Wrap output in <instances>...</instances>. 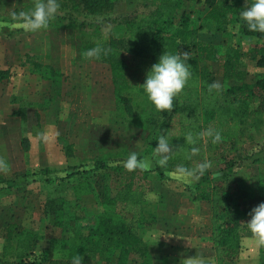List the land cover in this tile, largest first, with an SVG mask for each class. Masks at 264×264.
Segmentation results:
<instances>
[{
  "label": "rangeland",
  "instance_id": "rangeland-1",
  "mask_svg": "<svg viewBox=\"0 0 264 264\" xmlns=\"http://www.w3.org/2000/svg\"><path fill=\"white\" fill-rule=\"evenodd\" d=\"M250 6L252 1L237 0ZM36 0H0V69L10 68L13 76L0 83V159L6 162L7 171L0 170V253L4 231L8 223L17 222L40 236L38 252L47 250L54 256L57 239L66 237L74 229H85L87 223L103 210L97 179L100 172H82L71 178L67 174L73 166L85 165L103 156L136 152L145 144L148 135L140 121V111L134 117L120 106L114 107L116 86L109 65L86 56L89 51L91 26L103 19L101 31L116 37L112 19L127 18L134 13L149 14L156 9V0H117L111 11L103 16L84 17L75 11L71 1L58 0L59 9L47 29L26 31L21 11L34 7ZM179 11L190 16L192 26H198L200 39L213 44L238 43L245 50L254 48L258 39L239 33V25L232 16L225 25L205 24L209 6L205 0H186ZM65 4L61 6V4ZM68 16L64 20L62 17ZM160 27L162 32L173 33L180 22ZM110 19L109 21L107 19ZM86 19V20H85ZM90 23V22H88ZM110 23L111 25H108ZM93 28V27H92ZM88 31V32H87ZM116 57H127L125 42ZM26 53L39 54L40 61L52 64L62 71L59 84L42 79L22 64ZM218 81L225 87L232 84L223 78L221 63L208 61ZM248 82L256 80L264 71L256 61L243 60ZM60 94L58 95V92ZM257 101L254 100L252 105ZM118 105H120L118 103ZM253 143H247L253 153L240 168L238 176L243 185H255V172L263 170L264 162L253 164L258 155L264 158V123L251 126ZM30 148L23 147V140ZM72 143L74 154L65 153V145ZM148 170L156 168L151 156ZM212 169L217 161L209 160ZM258 167V168H257ZM82 168L80 170H83ZM45 170H49L46 172ZM33 174L30 182L7 187L1 181L19 178L20 174ZM102 173V172H101ZM148 197L158 214L152 226L137 224L136 231L148 246L152 264H187L204 259L206 264H216L211 238V207L207 201L192 199L191 189L197 179L187 181L182 172L166 171L169 178L162 179L157 172L149 173ZM57 198L64 206L62 225L53 224L54 215L48 211V201ZM264 241L247 236L243 239L240 257L227 264H261ZM130 264H141L134 256Z\"/></svg>",
  "mask_w": 264,
  "mask_h": 264
},
{
  "label": "trees",
  "instance_id": "trees-1",
  "mask_svg": "<svg viewBox=\"0 0 264 264\" xmlns=\"http://www.w3.org/2000/svg\"><path fill=\"white\" fill-rule=\"evenodd\" d=\"M68 1H71L75 11L83 12L85 18L103 16L117 2ZM156 1V9L149 14L134 13L127 18L112 19V23H116L112 27L116 35L113 38L101 31L106 24L103 19L97 23H82L91 26L86 33L89 37L88 49L99 45L107 50V55L101 53L98 59H91L110 66L120 109L123 108L130 117L141 109L139 118L148 135L138 158L151 156L156 168L128 171L123 166L130 154L127 151L95 159L88 169H83L87 168L85 165L73 166L67 178L82 172H100L97 184L103 210L87 223L85 229H74L66 237L57 239L54 256H50L47 250L42 253L37 251L40 236L36 232L17 222L8 223L3 234L0 264H72V258L76 255L83 257L82 264H130L135 255L141 258V264H152L150 250L136 231L138 223L152 226L158 219L157 210L148 197L149 173L157 172L162 179L169 178L166 171L175 172L181 168L191 170L205 160H216L218 168L211 167L199 176L191 189L192 199L210 204V239L216 264H227L240 257L244 237L252 234L247 227L249 213L264 201L263 170L255 172V185H243L238 176L240 168L253 154L250 153L251 148L247 147L248 142L255 140L249 128L264 123V71L255 81L248 82L247 71L242 65L243 60L248 58L264 68V33L249 31L241 19L240 12L247 4L237 0H205L209 6L205 24L225 25L232 16L238 22L240 34L258 39L254 48L248 51L239 42L223 45L206 42L200 39L199 27L192 26L187 13L183 12L179 17L186 0ZM177 17L180 22L173 33L161 31L160 27L164 25L173 26ZM62 19L66 20L68 16ZM122 42L126 44L124 52L128 55L116 57L115 52L121 50L119 43ZM166 50L181 56L188 54L192 78L174 99L173 109L161 113L139 86L145 82L151 66ZM208 61L221 63L223 78L232 82L229 87L218 81ZM22 64L28 66L31 73L54 84H59L63 77L60 69L40 61L39 54L26 53ZM12 76L10 68L0 69V82ZM213 84L219 87L211 88ZM56 92L60 94V91ZM254 100L257 102L252 105ZM208 129L221 134L219 143L213 144L210 138L199 136ZM188 134L193 136L195 143L186 142ZM162 135L168 138L173 153L165 165L158 163L159 157L155 152ZM23 147L30 148L29 139L23 140ZM193 148L197 150L195 153L192 152ZM64 149L67 155L74 154L72 143H67ZM261 162H264V158L258 155L253 160L254 165ZM32 175L23 173L19 178L5 179L1 183L7 184V187L18 186L30 182ZM47 208L54 215L53 224L62 225L65 211L59 199L48 201ZM261 251V264H264V248Z\"/></svg>",
  "mask_w": 264,
  "mask_h": 264
},
{
  "label": "clouds",
  "instance_id": "clouds-1",
  "mask_svg": "<svg viewBox=\"0 0 264 264\" xmlns=\"http://www.w3.org/2000/svg\"><path fill=\"white\" fill-rule=\"evenodd\" d=\"M59 9L58 0H36L34 7L27 11H21L19 16L23 20V26L26 31L37 32L47 29L50 22L55 19ZM240 17L244 21L249 31L264 33V0H252L250 6H247L240 12ZM101 53L107 55V50L101 46H96L86 53L89 58H99ZM189 56L184 53L183 56L173 54L167 50L159 57L157 63L153 64L147 73L145 82L140 85L148 100L154 105L157 111L165 112L173 109L174 99L184 90L192 78L189 64ZM211 88H218V84H213ZM200 137H208L213 144L219 143L222 139L221 134L213 129H208L199 134ZM187 143H195L191 134L186 137ZM197 150L192 149L195 153ZM156 155L159 157L158 163L165 165L172 156V146L166 136L162 135L158 139L155 147ZM125 169L134 171L144 169L149 166V161L138 158L136 152L129 154L124 162ZM211 162L205 160L194 169H179L187 181H193L202 176L211 168ZM7 164L0 159V170L7 171ZM250 219L247 222L248 230L260 241H264V201L259 202L249 213ZM83 257L76 255L72 258V264H82ZM187 264H206L204 259L189 260Z\"/></svg>",
  "mask_w": 264,
  "mask_h": 264
},
{
  "label": "crops",
  "instance_id": "crops-1",
  "mask_svg": "<svg viewBox=\"0 0 264 264\" xmlns=\"http://www.w3.org/2000/svg\"><path fill=\"white\" fill-rule=\"evenodd\" d=\"M96 61V60H95ZM99 62V61H98ZM102 63V62H101ZM104 64H106V63H104ZM108 65V64H107ZM110 67V66H109ZM111 69V68H110ZM111 75H112V81L114 82V78H113V74H112V71H111ZM4 81H6V80H4ZM3 82V81H2ZM2 82H0V83H2ZM115 84V83H114ZM113 101H114V107L113 108H109V111H112V110H117V108H118V100H117V97H116V95H115V97H113ZM110 109H112V110H110ZM249 236H251V237H254L252 234L251 235H249ZM247 237V236H246ZM245 238V237H244Z\"/></svg>",
  "mask_w": 264,
  "mask_h": 264
}]
</instances>
